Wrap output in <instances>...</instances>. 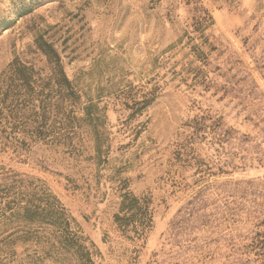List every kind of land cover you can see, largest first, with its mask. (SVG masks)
Returning a JSON list of instances; mask_svg holds the SVG:
<instances>
[{"label":"rangeland","instance_id":"1","mask_svg":"<svg viewBox=\"0 0 264 264\" xmlns=\"http://www.w3.org/2000/svg\"><path fill=\"white\" fill-rule=\"evenodd\" d=\"M39 41L72 91H45L46 138L0 104V165L59 201L94 264H264V0H0V77L18 60L48 82ZM127 192L152 202L141 239L115 223ZM2 197L0 264H78L49 225L12 242Z\"/></svg>","mask_w":264,"mask_h":264},{"label":"trees","instance_id":"2","mask_svg":"<svg viewBox=\"0 0 264 264\" xmlns=\"http://www.w3.org/2000/svg\"><path fill=\"white\" fill-rule=\"evenodd\" d=\"M200 19L201 22L197 23L195 31L204 37L205 31L212 24L213 19L207 12L206 17ZM37 46L46 56L52 69V75L48 82L40 83L41 80L38 79L33 67L18 60L11 65L7 74L0 77V91L5 85L7 86V94L0 97V104H6L12 100L11 106L21 116L25 139L49 137V130H46L48 124L46 114L50 107L47 97L50 98V96L45 95V91L48 89L52 91L53 86L68 92L72 91L71 82L64 71L60 54L47 41H39ZM39 88L41 90L37 95ZM39 97H45V100H40ZM38 98L40 104L35 103ZM20 177L21 175L13 170L0 165V194L3 195L1 204L3 212L9 214L5 218L25 228L23 236L12 239L18 231L9 236L13 240L12 242L26 240L29 235L36 233L31 230L34 226L49 225L59 233V236L55 237L57 245L52 246L51 251H56L57 254H69L72 260L75 259L78 264H94L96 251L94 252L86 246L82 238L72 229L73 218L68 215L66 209L55 197L39 187V189L35 188L30 192L23 191L27 189V182ZM121 198L118 214L115 215L116 225L124 234L134 235L129 238H143L152 228L154 221L151 199L137 197L130 192L124 193Z\"/></svg>","mask_w":264,"mask_h":264}]
</instances>
